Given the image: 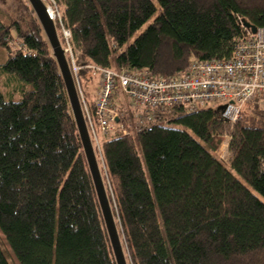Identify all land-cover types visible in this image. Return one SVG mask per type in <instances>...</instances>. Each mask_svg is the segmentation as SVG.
<instances>
[{"label": "trees", "instance_id": "16d2710c", "mask_svg": "<svg viewBox=\"0 0 264 264\" xmlns=\"http://www.w3.org/2000/svg\"><path fill=\"white\" fill-rule=\"evenodd\" d=\"M27 3V23L0 19L8 54L0 72L29 88L17 100L0 90V230L20 264H117L64 78ZM47 3L60 14L61 39L71 33L92 112L82 79L94 76L91 66L171 76L194 61L232 58L249 36L244 21L264 27V0ZM13 29L22 47L10 44ZM164 121L174 126L101 138L128 263L264 264V108L246 104L234 124L214 107L173 108ZM0 264H10L1 246Z\"/></svg>", "mask_w": 264, "mask_h": 264}, {"label": "built area", "instance_id": "2783aa9c", "mask_svg": "<svg viewBox=\"0 0 264 264\" xmlns=\"http://www.w3.org/2000/svg\"><path fill=\"white\" fill-rule=\"evenodd\" d=\"M63 35L66 53L74 63L71 33L64 29ZM91 68L99 82L95 109L92 112L85 101V115L99 148L101 138L149 128L166 120L173 108L187 112L219 108L222 117L234 124L246 104L258 103L264 108V27L255 33L249 29V36L238 43L232 58L194 61L171 76Z\"/></svg>", "mask_w": 264, "mask_h": 264}, {"label": "water", "instance_id": "95a60500", "mask_svg": "<svg viewBox=\"0 0 264 264\" xmlns=\"http://www.w3.org/2000/svg\"><path fill=\"white\" fill-rule=\"evenodd\" d=\"M28 1L30 2L42 25V28L52 48L53 56L56 58L62 76L64 78L72 113L74 115V119L82 140L83 149L93 178L97 197L99 200L107 232L110 237L116 262L117 264H129L123 242L120 237L104 177L101 171L100 162L98 160L95 147L92 142L74 72L71 68L69 58L59 36L57 24L54 18L50 15L49 6L45 0ZM244 25L246 28L251 29L253 33H255L257 30V27L255 25H252L247 21H244Z\"/></svg>", "mask_w": 264, "mask_h": 264}, {"label": "rangeland", "instance_id": "374dc122", "mask_svg": "<svg viewBox=\"0 0 264 264\" xmlns=\"http://www.w3.org/2000/svg\"><path fill=\"white\" fill-rule=\"evenodd\" d=\"M45 1L47 3V0H45ZM27 4H28L27 0H0V19H1V21L4 24H12L13 21H17V20L20 22H24V24L27 23V21L30 19V16H31L27 10ZM48 5H50L52 7V9L54 10V12L56 14V18H55L56 19L55 22H56L57 19H59L60 14L58 13L57 9L55 8V6L53 4H48ZM147 25L148 24L143 26V28L141 30H139L131 38L130 42L132 40H134L136 35H138V33H140L143 29H145V27ZM12 34H13V37L11 39L10 44L14 48L22 47L21 42L16 37V30L15 29H13ZM61 41H62V44L65 48L66 47V41H65L64 36H63V39H61ZM67 56L69 58V62H70L71 68L73 69L75 80H76L75 67L73 66L72 60L70 58V53H67ZM7 59H8L7 50L4 46L0 45V65L4 64L7 61ZM78 70H79V68H78ZM78 70H77V72H78ZM15 78L16 77L10 73L0 72V90H2V92L5 94L7 99H16V100L20 99L22 97V93H23V92H21V90L24 91L26 89H29V88H26V82H22L21 80L15 79ZM82 79H83V84H84L86 91H90L95 86L94 85L95 83L94 84L92 83L93 81H95V79L93 77H91L90 75L87 77L83 76ZM76 83H77V80H76ZM80 91H81V88H80ZM82 100H83V104H84V108H85V103H84L85 101H84L83 95H82ZM162 123L174 126L173 123H169L168 121H163ZM91 138H92L93 145L96 148V152H97L98 157H99L100 148L98 147V143L92 135H91ZM229 140H230V136H228V135L225 136L224 142L222 143V145L220 147V151L218 153L219 156L222 157L225 161L229 160V150H228ZM0 246L2 247L8 261L10 262V264H20L18 259L15 256L14 252L12 251L11 247L9 246V244L6 240V237L1 232V230H0Z\"/></svg>", "mask_w": 264, "mask_h": 264}, {"label": "bare ground", "instance_id": "6f19581e", "mask_svg": "<svg viewBox=\"0 0 264 264\" xmlns=\"http://www.w3.org/2000/svg\"><path fill=\"white\" fill-rule=\"evenodd\" d=\"M54 20H55V19H54ZM71 60H72V59H71ZM72 63H73V60H72ZM74 63H75V58H74ZM74 63H73V66L75 67L76 80H77V83H76V84H78L77 87H78V90H79V93H80V97H81V100H82V93H81V91H80V87H79V83H78V75H77L78 67H77L76 64H74ZM76 67H77V69H76ZM84 103H85V102H84ZM82 104H83V100H82ZM83 108H84V104H83ZM84 112H85V108H84ZM87 124H88V122H87ZM88 127H89V124H88ZM89 130H90V133H91V129H90V127H89ZM95 151H96V148H95ZM96 155H97V157H98L97 152H96ZM98 160H99V157H98Z\"/></svg>", "mask_w": 264, "mask_h": 264}, {"label": "crops", "instance_id": "0c3cea01", "mask_svg": "<svg viewBox=\"0 0 264 264\" xmlns=\"http://www.w3.org/2000/svg\"><path fill=\"white\" fill-rule=\"evenodd\" d=\"M93 78L95 79V81H94V87L90 90V93H91V95H92V97H93V99L95 98L96 99V93H97V88H98V82H99V76L98 75H94L93 76Z\"/></svg>", "mask_w": 264, "mask_h": 264}]
</instances>
